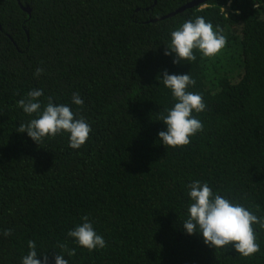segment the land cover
Segmentation results:
<instances>
[{"label": "trees", "instance_id": "1", "mask_svg": "<svg viewBox=\"0 0 264 264\" xmlns=\"http://www.w3.org/2000/svg\"><path fill=\"white\" fill-rule=\"evenodd\" d=\"M194 1L0 0V264H22L29 241L49 264L56 254L68 264H264L259 225L250 257L183 229L195 181L264 217V0H205L175 13ZM198 16L223 29L226 46L174 64L164 55L171 32ZM165 70L189 73L187 90L206 105L193 112L203 131L184 147L158 136L167 130L159 114L176 103ZM33 89H43L42 105L52 97L85 118L92 130L81 148L66 133L38 145L16 132L35 118L17 106ZM77 92L82 106L71 102ZM84 216L103 249L68 237Z\"/></svg>", "mask_w": 264, "mask_h": 264}, {"label": "clouds", "instance_id": "2", "mask_svg": "<svg viewBox=\"0 0 264 264\" xmlns=\"http://www.w3.org/2000/svg\"><path fill=\"white\" fill-rule=\"evenodd\" d=\"M227 39L223 29L216 26L215 30L210 22L198 16L195 20H187L180 27L171 32V41L166 46L165 56L175 54L174 64L182 60L194 61V50L204 57L219 54L226 46ZM43 74L42 68H37L34 75ZM163 85L171 90L176 103L174 107L166 110V115L159 114L160 120L166 125V131L158 133L163 145L172 148L187 146L191 137L203 131L202 122L193 116V112L202 113L206 105L201 95L188 91L190 85L196 81L188 74H169L166 70L161 74ZM43 89H33L27 96L18 101V107L24 113L35 118L27 123L19 124L18 133H27L36 144L42 143L46 138H55L62 133L68 134L69 147L81 148L89 138L91 127L84 117H76L71 107L66 104H56L52 97L47 98V103L42 105L40 98ZM72 104L83 105V99L77 92L72 96ZM188 196L192 203L188 207L189 218L185 220L183 229L188 235L199 234L203 237L205 245L220 249L231 246L243 257H250L260 251L256 242L253 225L264 229V217H258L239 203L216 194L207 183L200 181L188 185ZM83 223L68 232V237L73 238L76 244L89 251L106 247L105 239L96 233L87 216L82 217ZM11 229L3 231L4 236H10ZM29 253L22 258V264H49L48 256L43 255L38 259L36 244L28 242ZM62 253L68 256L76 254L75 249H69L66 244H59ZM55 264H68L63 254L54 256Z\"/></svg>", "mask_w": 264, "mask_h": 264}, {"label": "water", "instance_id": "3", "mask_svg": "<svg viewBox=\"0 0 264 264\" xmlns=\"http://www.w3.org/2000/svg\"><path fill=\"white\" fill-rule=\"evenodd\" d=\"M203 1H205V0H198V1L191 2V3L187 4V5H185V6L181 7V8H179L177 11H175V13H177V12H181L184 8H190V7H193V6H195V5H197L198 3H201V2H203ZM24 10L27 11V12H29V8H26V9H24ZM172 14H174V13H172ZM170 15H171V14H170ZM170 15H168V16H170Z\"/></svg>", "mask_w": 264, "mask_h": 264}]
</instances>
